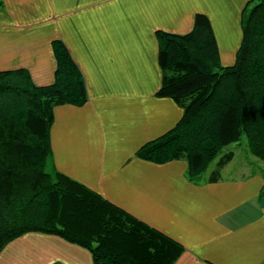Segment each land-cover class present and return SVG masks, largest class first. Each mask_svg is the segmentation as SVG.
Listing matches in <instances>:
<instances>
[{
	"label": "crops",
	"instance_id": "0c3cea01",
	"mask_svg": "<svg viewBox=\"0 0 264 264\" xmlns=\"http://www.w3.org/2000/svg\"><path fill=\"white\" fill-rule=\"evenodd\" d=\"M1 1L0 70L26 68L37 85L53 83L52 42L60 39L86 80L84 105L54 109L52 166L183 245L174 264H264V162L244 142L229 147L245 152L248 169L218 181H191L184 159L159 164L136 156L183 116L179 104L157 93V31L188 33L204 14L221 63L231 65L250 0ZM232 168L231 161L223 171ZM54 262L95 264L89 249L40 232L0 253V264Z\"/></svg>",
	"mask_w": 264,
	"mask_h": 264
},
{
	"label": "trees",
	"instance_id": "16d2710c",
	"mask_svg": "<svg viewBox=\"0 0 264 264\" xmlns=\"http://www.w3.org/2000/svg\"><path fill=\"white\" fill-rule=\"evenodd\" d=\"M241 26L231 65L221 63L204 14L188 33L157 31L163 73L157 93L179 104L183 116L137 157L159 164L184 159L195 182L234 143L243 141L264 162V0L247 3ZM52 47L57 66L49 85H37L26 68L0 70V253L14 239L40 232L89 249L95 264H174L183 245L52 166L55 107L89 99L65 43L55 39ZM232 158L233 152L223 154L207 181H218Z\"/></svg>",
	"mask_w": 264,
	"mask_h": 264
},
{
	"label": "rangeland",
	"instance_id": "374dc122",
	"mask_svg": "<svg viewBox=\"0 0 264 264\" xmlns=\"http://www.w3.org/2000/svg\"><path fill=\"white\" fill-rule=\"evenodd\" d=\"M244 140H245V138H243ZM246 141V140H245ZM243 143V141L241 142V144ZM235 144V143H234ZM233 150V148H231V147H229V148H226L220 155H219V157L211 164V166H210V168L208 169V171H207V174L205 175V176H208V174L216 167V163H217V160L223 155V154H225V153H228V151L229 152H233L232 151ZM236 154V155H235ZM244 154H245V152L243 153H240V155H238L237 153H236V151H234L233 152V158H232V166L233 167H235V168H232V170L234 169V171H233V173L231 174V173H228L227 171H223L222 170V172L220 173V177H225V176H227L228 174L229 175H236L238 172H239V174H241L242 173V171H241V169L243 168V169H246V167H247V169H248V167H249V165L247 166V164L249 163L248 162V160L246 159V157H244ZM250 155L251 156H254V155H252L251 153H250ZM230 161V162H231ZM229 162V163H230ZM238 171V172H237ZM230 172V171H229ZM204 176V177H205Z\"/></svg>",
	"mask_w": 264,
	"mask_h": 264
}]
</instances>
